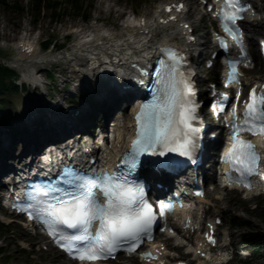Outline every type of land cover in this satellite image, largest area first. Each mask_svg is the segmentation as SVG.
<instances>
[{
  "label": "snow or ice",
  "instance_id": "6c2138e0",
  "mask_svg": "<svg viewBox=\"0 0 264 264\" xmlns=\"http://www.w3.org/2000/svg\"><path fill=\"white\" fill-rule=\"evenodd\" d=\"M172 5L168 10H172ZM178 7H183L179 5ZM248 5L243 0H223L217 10L220 23L242 45L243 33L238 20ZM174 19V17H173ZM227 47L225 41H221ZM170 61H161L157 72V94L150 102L140 106L137 113L138 135L134 142L133 161L141 154L164 156L167 152L192 155L199 133L193 121L199 119L198 104L194 101L195 89L189 77L180 71L183 54L166 50ZM248 61L247 51L241 47L240 58L229 61V80L238 81L237 65ZM239 93H237V98ZM243 119L232 108L231 137L223 159L238 176L237 182L251 186L248 179L264 167V160L251 140L241 134H264V87H253L244 102ZM166 161L146 160L145 164L160 165ZM231 176V173H230ZM66 187H41L31 195L29 215L43 221L54 242L81 261L107 259L121 247L135 251L144 239L151 238L156 212L140 185L126 181L121 175L104 173L94 179H75L71 174L65 179ZM99 188L103 194L97 193ZM98 223V227H96ZM214 242L212 236L208 237ZM146 255L151 256V253Z\"/></svg>",
  "mask_w": 264,
  "mask_h": 264
},
{
  "label": "rangeland",
  "instance_id": "374dc122",
  "mask_svg": "<svg viewBox=\"0 0 264 264\" xmlns=\"http://www.w3.org/2000/svg\"><path fill=\"white\" fill-rule=\"evenodd\" d=\"M115 1H118L116 2L118 3L116 4L118 9L120 8L125 11L134 10L136 13L142 14L153 12L154 6L163 0ZM190 1L194 2L195 0ZM101 2L102 0H0V63L2 64L13 60L16 53L12 46L19 36H23L24 31H31L32 36L38 37L40 41L50 38L53 43L56 42V49H52L53 46L50 45L49 49L43 52V54L57 56L59 59H57L58 61L64 62L63 55L67 53L69 55V52L71 53L73 46L77 43L75 36L64 40L65 34L69 31L76 30L78 27L88 28V26L95 24L103 25L105 22H109L108 25L110 28L115 26L121 30L127 13H124L123 16L119 18L116 17L115 20L110 19L104 21L102 19L100 22L96 23V18L107 14L106 8L109 2L107 1L103 6ZM113 2L114 1L110 3ZM115 15H118V13L116 12ZM193 21H195L194 18ZM196 27L198 33L202 35L205 29V22L201 21L200 24H196ZM256 31H258V27H251L250 34L252 35ZM261 35H264V29L260 30L256 38ZM3 41L8 45L5 49L2 48ZM59 45L63 46L60 48ZM201 51H203V49H201ZM52 67L54 72L60 73L59 76H62V74H65L68 65L67 63H58ZM256 72L257 71H255L253 76H257ZM74 76L75 74L71 75L72 79ZM211 76H215V74L212 73ZM7 81L9 80L7 79ZM54 82H51L49 85V92L53 97L56 96V92L60 93L61 98L66 97L72 92V89L75 88L74 84L71 83V89L62 92L59 89L62 87L63 83L55 85ZM79 91L80 90L77 89L73 94L78 98H82L81 95L78 96ZM27 93L28 91H9L0 95L2 99L0 106L6 110L10 120L13 119L12 121H18V119L22 117V114H24L26 106L25 99L28 98ZM1 114L0 112V116ZM100 116L103 117V115L99 114V119L101 118ZM16 145L15 149L17 150L20 148V141L19 144ZM219 195L224 197L219 202V206L223 209L224 224L226 227H230V225L233 226V243L242 246L249 240L252 243L256 242L254 245H261L264 242V197L258 198L256 201L246 202L240 195L234 192L226 193L224 196L222 191ZM256 204L258 205L257 208H255ZM21 231L20 228L11 229L10 227H0V244L5 245V254L4 257L0 258V264L57 263L53 254L38 253L36 250L28 254L20 251V246L16 241L22 239L23 234ZM253 238L255 240H253ZM250 245L251 244H247L248 247ZM234 264L245 263L235 261ZM246 264H264V257L256 260H249Z\"/></svg>",
  "mask_w": 264,
  "mask_h": 264
},
{
  "label": "bare ground",
  "instance_id": "6f19581e",
  "mask_svg": "<svg viewBox=\"0 0 264 264\" xmlns=\"http://www.w3.org/2000/svg\"><path fill=\"white\" fill-rule=\"evenodd\" d=\"M107 1L109 2L106 8L107 14L96 18L97 22H100L102 19L104 21L110 19L115 20L116 17L119 18L123 16L125 12V10L117 8L116 4L118 3L116 2L118 1L115 0H102V6L103 4H106ZM112 1L114 2L110 3ZM158 7L159 6L155 7L153 13L146 12L141 14L138 22H135L134 24H128L127 26L122 24L121 30L115 26L110 28L108 25L109 22H105L103 25L96 24L88 26L85 31L84 29L80 30L78 26L76 30L69 31L74 33L77 37V43L71 50V55L74 57V61H76L75 66L77 68V70L75 69L73 72L77 74L78 67H82L84 70H89L91 73H94V69H96L98 65L99 69L97 68V73H99V76H104L106 79L112 75L108 73L113 72L115 69L122 71V79L132 78L134 68L136 66L144 67L148 60L158 51L160 45L157 43L158 40H180L184 43L183 37L180 35L178 28L161 25L166 23V18L161 16ZM116 12L118 15H115ZM130 16L131 13H128L126 17L129 18ZM141 18H144V23L141 22ZM255 22H257V20L252 21L250 24L253 25ZM255 26L260 28L263 27V24H256ZM87 31L88 33H85ZM160 34L162 37L158 38ZM30 36H32V34H30ZM18 39L20 38L18 37ZM36 39L37 37L34 38V36L25 37L21 39L16 46L20 51L27 46H35L36 49ZM184 45L188 50H192L191 46L186 45L185 43ZM22 54V52L19 53L11 63L18 65L24 78L34 83L40 82L39 78L33 73L35 63L40 60H50L56 57L51 54H37L32 57H26V55ZM104 95H107V92ZM114 99L115 96L113 94L108 96L109 101H113ZM126 101L128 100L126 99ZM42 105H46L45 100H43ZM127 128H129L128 121L125 122V124L120 125L119 138L111 145V149L106 151V158L109 160L115 157L117 151L125 147V137L127 135L125 129ZM0 164L5 167L4 163L0 162Z\"/></svg>",
  "mask_w": 264,
  "mask_h": 264
},
{
  "label": "trees",
  "instance_id": "16d2710c",
  "mask_svg": "<svg viewBox=\"0 0 264 264\" xmlns=\"http://www.w3.org/2000/svg\"><path fill=\"white\" fill-rule=\"evenodd\" d=\"M48 43H45V46H47ZM13 72L9 69H7L5 66L0 64V91L1 90H5L7 91L8 89H18L17 86L13 85L12 82H10V84L8 85L5 82V77L12 75Z\"/></svg>",
  "mask_w": 264,
  "mask_h": 264
}]
</instances>
